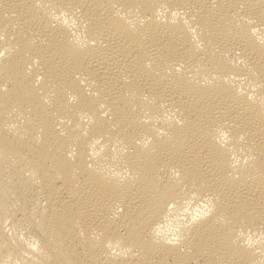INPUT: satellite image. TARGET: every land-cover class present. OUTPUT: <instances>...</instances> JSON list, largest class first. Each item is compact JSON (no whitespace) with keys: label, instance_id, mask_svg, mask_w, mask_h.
I'll return each mask as SVG.
<instances>
[{"label":"bare ground","instance_id":"6f19581e","mask_svg":"<svg viewBox=\"0 0 264 264\" xmlns=\"http://www.w3.org/2000/svg\"><path fill=\"white\" fill-rule=\"evenodd\" d=\"M0 264H264V0H0Z\"/></svg>","mask_w":264,"mask_h":264}]
</instances>
